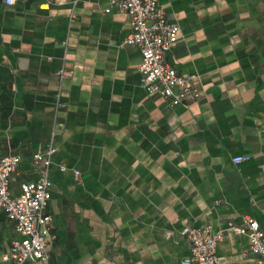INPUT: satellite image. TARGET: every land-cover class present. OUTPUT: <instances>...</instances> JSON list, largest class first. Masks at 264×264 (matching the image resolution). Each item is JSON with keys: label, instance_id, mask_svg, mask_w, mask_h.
I'll list each match as a JSON object with an SVG mask.
<instances>
[{"label": "crops", "instance_id": "obj_1", "mask_svg": "<svg viewBox=\"0 0 264 264\" xmlns=\"http://www.w3.org/2000/svg\"><path fill=\"white\" fill-rule=\"evenodd\" d=\"M108 3L0 0V155L22 157L12 194L52 180L50 257L25 264H182L187 226L264 230V0H159L180 27L165 59L201 92L177 105L146 91ZM18 237L0 208V264ZM249 245L226 231L220 264H257Z\"/></svg>", "mask_w": 264, "mask_h": 264}, {"label": "built area", "instance_id": "obj_2", "mask_svg": "<svg viewBox=\"0 0 264 264\" xmlns=\"http://www.w3.org/2000/svg\"><path fill=\"white\" fill-rule=\"evenodd\" d=\"M14 1L6 0V3ZM108 2L106 12L118 9L130 15L131 32L125 43L140 48L142 58L139 70L146 91L162 96L172 105L198 101L201 92L195 83V76L179 73L165 59L167 51L179 40L180 27L167 19L159 0ZM59 76L64 79L70 73L62 68ZM53 152L54 147L50 146L45 152L35 154L33 163L37 166L50 164ZM246 159L239 155L233 160L240 163ZM21 160L20 154L0 155V208L15 222V230L20 235L12 240L6 258L13 264H25L31 260L47 262L50 257L48 243L53 238V219L47 211L52 180L44 169L39 180L25 182L19 194H12V177ZM62 169H65L64 165ZM75 174L78 177L79 171L75 170ZM226 231L247 236L250 239L249 253L258 256L257 264H264V230L259 221L251 216L246 217L241 225L233 224L218 230H214L212 225L185 227L182 234L190 243L191 257L184 259L182 264H220L217 245Z\"/></svg>", "mask_w": 264, "mask_h": 264}, {"label": "clouds", "instance_id": "obj_3", "mask_svg": "<svg viewBox=\"0 0 264 264\" xmlns=\"http://www.w3.org/2000/svg\"><path fill=\"white\" fill-rule=\"evenodd\" d=\"M10 2H11V0H10Z\"/></svg>", "mask_w": 264, "mask_h": 264}]
</instances>
